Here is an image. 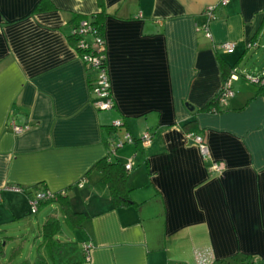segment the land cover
I'll return each instance as SVG.
<instances>
[{
  "label": "crops",
  "instance_id": "obj_1",
  "mask_svg": "<svg viewBox=\"0 0 264 264\" xmlns=\"http://www.w3.org/2000/svg\"><path fill=\"white\" fill-rule=\"evenodd\" d=\"M39 1L0 0V264H264V91L249 80L264 77V0H50L34 11ZM100 11L107 110L95 108L67 39L73 14ZM225 41L235 48L221 50ZM222 66L237 73L233 95L202 110ZM104 157L130 164L126 203L95 166ZM40 191L63 197L33 212ZM50 217L56 258L44 239ZM34 234L35 250L7 248Z\"/></svg>",
  "mask_w": 264,
  "mask_h": 264
},
{
  "label": "trees",
  "instance_id": "obj_2",
  "mask_svg": "<svg viewBox=\"0 0 264 264\" xmlns=\"http://www.w3.org/2000/svg\"><path fill=\"white\" fill-rule=\"evenodd\" d=\"M99 5L102 6L101 1H99ZM51 8H53V5L50 0H40L36 4L34 11L49 10ZM103 17H104V13L102 11L98 12L97 14H92V15H81V14L72 15V18L70 20L72 28H71L70 34L67 36V39L69 43L71 44V46L75 49L77 54L80 56V58L83 56L84 53L94 55L98 52L97 49L94 46H92V35L103 36L102 35L103 29H104ZM84 22H86V24H89L91 26L92 34L82 35L79 33V29L82 28V23ZM81 38H84L85 41L88 43L87 48L79 47L78 41ZM84 63L86 65L88 85H89L90 91L92 92L93 85L95 84V81H96V76H95L96 70L94 69L93 64L87 63L86 61H84ZM101 66L103 67V64H101ZM104 66H106V57L104 59ZM230 69L227 70L222 66V81L223 82L229 77L232 71V69L231 70ZM260 78L264 79V77H260ZM256 86L260 87V89L264 91V84H256ZM218 93L208 103H206L203 106L202 110H208V111L218 110V106H217L218 95H219ZM120 124H123V123L120 121ZM118 126L119 125L113 124L107 127V129H110L108 133L109 132L111 133L113 131L111 134L109 133L110 136L106 138L108 144L113 140V137H114L113 133L115 132L114 130H116ZM95 166L101 171L103 175V179L108 184L109 189L112 194V198L116 201V203H119V204L126 203L129 197L126 194L128 189L127 188L125 189L126 169L124 167V164L120 162H113L111 160H108L107 157H104L101 161L96 163ZM123 189H125V191ZM61 197H63L62 192H56L54 194V198L46 200V201H42L40 203L52 201L55 199H59ZM66 212L70 213V215L72 216L73 215L78 216V217L84 216L83 213L75 212L71 210L70 208L69 209L67 208ZM57 228H58V223L56 222V219H54V217H50L49 219H47L44 225V233H45L44 239L46 241L48 252L54 258H56V254L60 251V243L56 239L53 238V235L56 232ZM250 262H251V257L246 256L242 260L241 264H249ZM214 264H232V263L229 262L228 260L226 261L220 260V261H215Z\"/></svg>",
  "mask_w": 264,
  "mask_h": 264
},
{
  "label": "built area",
  "instance_id": "obj_3",
  "mask_svg": "<svg viewBox=\"0 0 264 264\" xmlns=\"http://www.w3.org/2000/svg\"><path fill=\"white\" fill-rule=\"evenodd\" d=\"M225 2L226 0L223 1V3ZM212 9H213V6H209L206 8L207 16L208 15L211 16ZM205 30H206V36H210L209 30L207 28ZM79 33L82 35L92 34L91 26L89 24H86V22L82 23V28L79 29ZM78 45L80 48L88 47V43L85 41L84 38H81L78 41ZM92 46H94L98 52L94 55L84 53L81 58L83 61L93 64L94 69L96 70V74H95L96 81L92 88V93L94 95L93 104L95 108L97 109L107 110L112 107L113 99H112V95L110 92V82H109V78L107 74V69H106V66H104V59L106 55H105V45H104L103 37L101 35H92ZM235 46H236V43L233 41H225L219 44V48L225 52L233 50ZM101 64H103V67L101 66ZM233 78H237V73L235 72V70L223 82L219 90L218 101L223 104H225V99L227 97H230L233 95V90L231 88V81ZM249 80L255 84H264V79H261L260 77H257V76L252 77ZM114 124L121 125L120 121H115ZM12 128L14 131L20 132L23 129V126L17 125L15 122L12 121ZM188 137L196 145L202 158L209 159L210 158L209 149L202 135L198 133H189ZM149 140H150V134L148 132L143 133L142 142L146 144L149 142ZM125 141H132V139L129 135H126ZM118 144H122V141H120V143ZM211 167L214 171H218L222 168V165L219 163L212 162ZM125 168L126 169L130 168V164L127 163L125 165ZM13 190L18 191V192L21 191L19 187H13ZM53 197H54V193L50 191L37 192L35 196L31 198L32 211L35 212L38 209L40 202L52 199ZM169 264H180V263L174 262V263H169Z\"/></svg>",
  "mask_w": 264,
  "mask_h": 264
},
{
  "label": "rangeland",
  "instance_id": "obj_4",
  "mask_svg": "<svg viewBox=\"0 0 264 264\" xmlns=\"http://www.w3.org/2000/svg\"><path fill=\"white\" fill-rule=\"evenodd\" d=\"M259 57L261 60L259 61V63L257 62L258 66L264 64V49H260ZM250 64H252V62H250L249 65ZM32 216H33V214H32ZM35 235L36 234H34V236H32L30 238H25V239L14 238V241H11V243L12 242H14V243L7 246V248L11 250L12 247H17V246L21 245L22 248L24 247L25 252H27L31 248H33L35 250L37 245L41 242V241H39L38 237Z\"/></svg>",
  "mask_w": 264,
  "mask_h": 264
},
{
  "label": "water",
  "instance_id": "obj_5",
  "mask_svg": "<svg viewBox=\"0 0 264 264\" xmlns=\"http://www.w3.org/2000/svg\"><path fill=\"white\" fill-rule=\"evenodd\" d=\"M190 110H193V107L192 106L190 107Z\"/></svg>",
  "mask_w": 264,
  "mask_h": 264
}]
</instances>
